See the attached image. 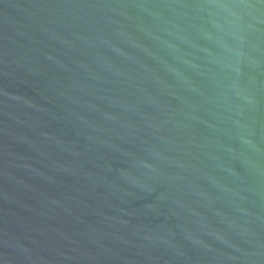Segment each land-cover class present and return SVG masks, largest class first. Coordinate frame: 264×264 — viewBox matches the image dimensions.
Returning <instances> with one entry per match:
<instances>
[{
  "label": "water",
  "instance_id": "water-1",
  "mask_svg": "<svg viewBox=\"0 0 264 264\" xmlns=\"http://www.w3.org/2000/svg\"><path fill=\"white\" fill-rule=\"evenodd\" d=\"M0 264H264V0H0Z\"/></svg>",
  "mask_w": 264,
  "mask_h": 264
}]
</instances>
